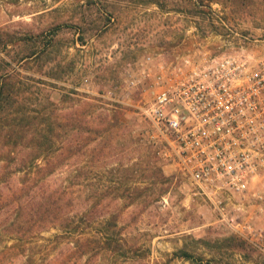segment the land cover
Segmentation results:
<instances>
[{
    "label": "rangeland",
    "instance_id": "obj_1",
    "mask_svg": "<svg viewBox=\"0 0 264 264\" xmlns=\"http://www.w3.org/2000/svg\"><path fill=\"white\" fill-rule=\"evenodd\" d=\"M246 1L236 8L227 0L203 5L197 0H0V31L15 39L28 37L26 41L39 34L40 47L48 49L43 61L17 64L28 89L49 107L50 101L62 104L61 95L74 89L81 98L97 99L98 112L117 109L121 120L105 150L107 164L92 174L105 173L116 181L122 177L143 187L152 166L172 179L164 196L161 191L170 183L133 196L113 193L105 200L112 210L129 203L119 222L150 248L144 264H264V208L247 205L254 216V233L248 236L219 222L177 164L163 156L166 144L142 113L156 91L152 77H141L143 68L155 73L159 62L197 57L203 51L250 65L264 59V0ZM81 37L87 40L84 44ZM13 50L18 48L11 49L15 55ZM148 56L152 61H146ZM130 77L138 78L133 88H127ZM40 104L36 107L43 111ZM55 233L49 230L42 237L46 241ZM233 240L240 246H233ZM14 242L10 234H0V252ZM180 249L191 258L174 256Z\"/></svg>",
    "mask_w": 264,
    "mask_h": 264
},
{
    "label": "trees",
    "instance_id": "obj_2",
    "mask_svg": "<svg viewBox=\"0 0 264 264\" xmlns=\"http://www.w3.org/2000/svg\"><path fill=\"white\" fill-rule=\"evenodd\" d=\"M227 1L236 8L247 5L246 0ZM204 2L212 0H197L198 5ZM30 37L35 40L18 41L0 31V234L8 233L15 241L4 245L0 264H144L150 248L119 222L129 203L112 210L105 200L113 193L133 196L170 183L161 191L164 196L172 189V179L152 166L143 187L131 186L122 177L116 181L105 173L92 174L107 164L105 150L120 115L117 109L98 112L97 99L81 98L74 89L60 97V103L74 105L52 104L48 98L47 106L19 77L17 64L43 61L48 55L39 34ZM12 47L18 48L15 55ZM53 229L57 233L45 241L42 233ZM233 246L240 244L233 240ZM174 256L188 260L192 255L180 249Z\"/></svg>",
    "mask_w": 264,
    "mask_h": 264
},
{
    "label": "built area",
    "instance_id": "obj_3",
    "mask_svg": "<svg viewBox=\"0 0 264 264\" xmlns=\"http://www.w3.org/2000/svg\"><path fill=\"white\" fill-rule=\"evenodd\" d=\"M147 62L152 61L148 56ZM155 96L142 113L172 160L236 234L254 233L247 205L264 208V59L257 64L203 51L159 62ZM130 77L127 88L137 85Z\"/></svg>",
    "mask_w": 264,
    "mask_h": 264
}]
</instances>
